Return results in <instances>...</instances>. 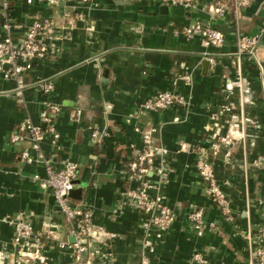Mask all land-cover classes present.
<instances>
[{"label":"crops","instance_id":"obj_1","mask_svg":"<svg viewBox=\"0 0 264 264\" xmlns=\"http://www.w3.org/2000/svg\"><path fill=\"white\" fill-rule=\"evenodd\" d=\"M222 0H195L194 7L163 5L148 0H93L50 7L35 1L14 0L10 17L19 40L36 15L52 17L61 40L53 51L35 61L19 94L12 79L0 71V264H16L21 256L14 244V227L4 218L27 219L35 235L47 228L55 238H43L46 264H73L69 226L51 187H43L45 165L37 160L28 140L14 143L10 134L29 117L43 125L40 114L47 102L61 109L51 114L59 137L46 133L42 152L55 168L78 165L72 205L91 213L103 233L90 238L89 250L98 263L139 264L142 223L146 214L125 195L136 185L128 177V163L144 147L143 131L155 128L153 141L169 150L166 203L177 218L152 257L155 264H189L194 251L209 264H249L247 241L264 224L258 199L264 196V0H246L238 17L228 14L215 22L208 8ZM164 7H167L166 9ZM196 20L229 27L222 48L204 46L201 39L176 34ZM237 31L259 37L255 58L243 55L237 65ZM6 35L1 26L0 39ZM52 81L45 93L37 81ZM159 92H174L188 106L145 111L141 104ZM229 111H224V107ZM79 118H73L76 113ZM217 114L219 119H211ZM97 131L100 138L93 133ZM242 132L244 136H242ZM220 146L216 155L211 146ZM185 143L186 151L180 150ZM27 151L35 160L21 158ZM206 157L214 167L233 209L225 220L212 203L195 161ZM35 177H39L36 179ZM201 208L207 223L204 235L195 234L189 213ZM114 234V237H109ZM29 255L21 257L28 261Z\"/></svg>","mask_w":264,"mask_h":264},{"label":"built area","instance_id":"obj_2","mask_svg":"<svg viewBox=\"0 0 264 264\" xmlns=\"http://www.w3.org/2000/svg\"><path fill=\"white\" fill-rule=\"evenodd\" d=\"M14 0H0L1 26L6 35L0 39V71L4 79H12L17 84L19 94L26 88L25 75L32 68L35 61L46 58L53 51V42L61 40V36L56 33L57 24L52 17H41L36 15L32 24L27 28L22 38H13V29L18 27L10 17L11 4ZM27 4L35 1L50 7H57L68 3H91L93 0H24ZM156 1L163 5L179 6L184 9L194 7L195 0H148ZM246 4V0H222L210 5L208 8L210 20L215 22L224 18L231 10L234 18L238 17L241 8ZM212 22L196 20L190 25H186L175 31L188 39L198 37L204 46L222 48L224 45V34L220 32ZM259 44V37L245 36L237 31V65L240 67V59L243 55L255 58ZM45 93H50L54 89L52 81L40 80L36 82ZM190 103L180 94L174 92H159L155 96L147 99L141 104L145 111H160L172 106L186 107ZM61 107L57 103L47 102L40 114V119L44 128L32 123L27 117L19 126L18 130L10 134V141L18 143L28 140L31 148L37 153V160L45 165L46 178L41 180L43 187H51L57 205L62 211L69 226L72 243L61 241V246L72 249L73 264H105L98 263L92 257L89 250L90 238L96 234L103 233L101 227L92 223L91 213L88 209L80 205H72L70 192L74 190V180L77 176L78 165L73 162H66L62 168L57 169L50 160L44 156L41 142L46 133H51L54 142L59 137L52 126L51 114H57ZM224 111H229V107H224ZM81 115L76 113L73 118ZM211 119L218 120L217 114L211 115ZM136 131L142 134L144 147L128 163L127 179L135 184L134 188L127 189L125 195L133 204L146 214L142 223L144 231L141 241L142 258L139 264H155L153 256L159 241L164 238L165 233L175 222L177 215L166 203L164 186L169 180L168 154L169 150L153 141L155 128L143 131L140 127ZM93 136L100 138V134L95 131ZM242 136L244 133L242 132ZM219 144L214 142L211 152L216 155L219 151ZM188 149L185 143L180 144V150ZM23 161L31 163L35 159L27 152L21 153ZM195 167L206 185V190L212 203L220 210L222 217L227 221L234 219L233 209L230 199L221 188L216 179L213 164L206 158L199 156L195 161ZM39 179V177H35ZM258 204L264 211V196L258 199ZM3 221L14 227V244L17 246L19 257L16 264H46L42 258L43 238H55L52 229L47 228L42 235H35L31 223L21 217V219L4 218ZM188 221L199 237L203 236L206 229L216 230L215 223H207L204 212L201 208L193 209L188 215ZM241 235L247 241L249 264H264V224L256 233L248 227ZM110 234L109 237H114ZM29 255L28 261L21 257ZM189 264H209L206 255L201 251H194Z\"/></svg>","mask_w":264,"mask_h":264},{"label":"water","instance_id":"obj_3","mask_svg":"<svg viewBox=\"0 0 264 264\" xmlns=\"http://www.w3.org/2000/svg\"><path fill=\"white\" fill-rule=\"evenodd\" d=\"M164 8L166 9L167 7H164ZM216 27H217V29H218L220 32H222L223 34H226V33H228V31L232 30V29H230L229 27H226V26H224V25H220V24H217ZM70 195H71L72 197H73V196H76V195H77V191H76V190H72V191L70 192ZM71 240L73 241V238H72Z\"/></svg>","mask_w":264,"mask_h":264}]
</instances>
